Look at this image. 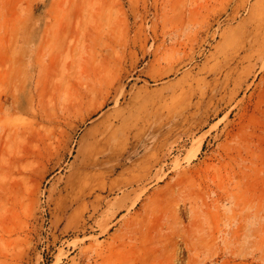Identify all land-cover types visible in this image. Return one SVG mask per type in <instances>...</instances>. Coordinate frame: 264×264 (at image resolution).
<instances>
[{"label": "rangeland", "instance_id": "obj_1", "mask_svg": "<svg viewBox=\"0 0 264 264\" xmlns=\"http://www.w3.org/2000/svg\"><path fill=\"white\" fill-rule=\"evenodd\" d=\"M0 264H264V0H0Z\"/></svg>", "mask_w": 264, "mask_h": 264}]
</instances>
